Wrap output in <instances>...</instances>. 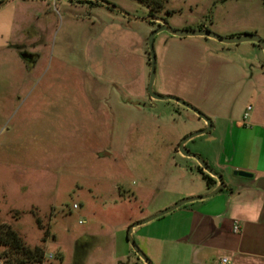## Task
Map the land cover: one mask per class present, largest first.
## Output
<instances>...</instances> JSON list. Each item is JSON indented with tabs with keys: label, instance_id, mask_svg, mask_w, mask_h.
<instances>
[{
	"label": "rangeland",
	"instance_id": "1",
	"mask_svg": "<svg viewBox=\"0 0 264 264\" xmlns=\"http://www.w3.org/2000/svg\"><path fill=\"white\" fill-rule=\"evenodd\" d=\"M105 1L134 18L150 17V10L135 0ZM263 2L166 0L157 18L173 29L205 24L223 38L256 35L264 40ZM93 7L74 0H0V223L12 225L27 246H43V264H74L81 236L105 245L129 219L138 223L163 208L189 177L172 165L184 167L180 144L203 124L172 100L153 99L146 107L126 103L135 97L123 86V73L108 62L111 14ZM125 21L137 31L157 26ZM183 39L169 44L171 60L163 75L167 89L155 82L154 93L184 101L222 130L227 118L242 119L248 106L264 110L260 45ZM164 89L177 95L159 92ZM203 96L208 103L198 102ZM221 140V132L211 131L185 148L219 174L207 160L219 157ZM173 212L142 227L160 225ZM111 247L94 251L90 261H111L116 252ZM134 253L132 259H142ZM122 262L128 259L115 263Z\"/></svg>",
	"mask_w": 264,
	"mask_h": 264
},
{
	"label": "crops",
	"instance_id": "2",
	"mask_svg": "<svg viewBox=\"0 0 264 264\" xmlns=\"http://www.w3.org/2000/svg\"><path fill=\"white\" fill-rule=\"evenodd\" d=\"M93 8L96 13H100L102 10V7ZM108 12L107 14H111L108 17L112 19L111 26L107 29L112 37V40L109 41L108 62L121 75L123 73L122 76L126 79L123 86L129 89L130 94L135 97L126 103L131 106L146 107L154 99L148 92L151 75V55L148 41L160 23L155 21L158 24L156 27L137 31L129 21H125L132 19L124 15L121 16L126 19L118 17L110 13L111 11ZM197 25L202 28L193 27L189 23L173 27L182 30H210L205 24ZM168 36L161 32L154 41V44L158 43L155 82L156 84L160 83V86L165 89H167L163 78L167 68L165 62L167 59L171 60L168 46L170 43L183 42L182 40H184L171 34ZM199 42L208 45L204 41ZM211 53L222 58L218 56L219 52L212 50ZM165 89L159 90V92L165 95H177L173 89L167 91ZM208 100V96H203L198 102L200 104L208 103ZM251 112L253 113L249 115L247 121H244V116L242 119L241 117L227 118L226 128L223 130L222 128L218 129V123L213 126L212 131L221 132L222 145L219 157L213 161L210 159L207 161L223 177L224 189L214 197L196 200L179 207L165 217L166 219L160 225H146L147 227H142L145 226L142 225L133 229L132 237L139 248L152 259V264H224L223 259H228V264H264V210L261 211L260 217L255 223L243 218L234 221L229 215L233 210L235 198L244 202H260L264 205V110L254 112L252 109ZM196 116L198 115L196 114ZM207 126V122L203 120L200 129H206ZM178 147L179 144L175 148L177 152ZM179 156L184 160V167L175 161L172 165L187 172L189 177L182 185L183 189L165 203L163 208L149 214V217L173 207L176 203L208 195L220 184L215 178L217 185L209 189L198 173L199 162L193 158L196 161L192 163L190 160L193 159L189 160L184 155ZM236 170L250 172L254 177L252 179L238 177L234 175ZM134 224L135 221L129 219L126 228L121 230V233L119 232L120 234L114 237L113 241L105 245H92L88 240L90 237L81 236L78 239L79 245L74 246L76 249L74 250L73 263L90 264L92 262L90 257L94 251L107 249L112 245L116 248L114 259L107 263L102 262V264H116L117 261H127V259L128 262H122V264H132V262L146 264L143 259L138 257L132 259V254L135 251L128 241V236ZM236 224L241 227L238 233L234 231ZM148 227L149 229H143Z\"/></svg>",
	"mask_w": 264,
	"mask_h": 264
},
{
	"label": "water",
	"instance_id": "3",
	"mask_svg": "<svg viewBox=\"0 0 264 264\" xmlns=\"http://www.w3.org/2000/svg\"><path fill=\"white\" fill-rule=\"evenodd\" d=\"M95 2H100L103 5H105L106 7H109L115 11H118L120 13H122L124 16H126L129 19L132 20H137V21H157L160 23V26L150 35L149 38V51H150V55H151V75H150V83H149V87H148V92L150 94V96L154 99L157 100H172L175 101L179 104H181L182 106L192 110L193 112H195L201 119L205 120L208 124L206 129H203L201 131H198L197 133H194L188 137H186L182 143L180 144L179 150L180 152L186 156V157H191L196 159L200 166L204 169L205 172H207L209 175L213 176L214 178H217L219 181V186L210 194L205 195V196H201V197H197V198H192V199H188L185 201H182L180 203H177L176 205H174L173 207L157 214L154 215L146 220L140 221L138 223H135L131 229H130V233L128 236V241L131 244L133 250L147 263V264H151L148 259L145 257V255L143 254V252L139 249V247L137 246L135 240L132 237V231L134 228L138 227V226H142L145 225L155 219H158L162 216H165L166 214H169L170 212L175 211L176 209H178L179 207L194 202L196 200H203V199H208L211 197H214L215 195H217L222 189L225 188V184L223 181V177L219 174H217L214 170H212L209 165L203 161L199 156L190 153L188 150H186L185 146L186 144L190 141L195 139L196 137L202 136V135H206L209 134L212 129H213V123L212 121L205 116L203 113H201L199 110L195 109L193 106L185 103L184 101L175 98V97H171V96H161L158 95L156 93H154L153 91V86H154V82H155V76H156V54H155V48H154V41H155V37L161 33V32H167L173 36L176 37H180V38H186V37H207V38H212L214 40H217L221 43H225V44H240L243 42H253L256 43L258 45H260V47L262 48V50L264 51V40L261 39L260 37L256 36V35H244L238 38H223L220 37L212 32H210L209 30H205V29H201V30H177V29H173L169 26V24L160 18H156V17H148V18H144V19H138V18H134L132 16H130L128 13H126L125 11H123L121 8L117 7L116 5L110 4L109 2L105 1V0H92ZM6 3V1L4 2ZM234 175L241 177V178H247V179H252L254 177V175L250 172L247 171H243V170H236L234 172Z\"/></svg>",
	"mask_w": 264,
	"mask_h": 264
},
{
	"label": "trees",
	"instance_id": "4",
	"mask_svg": "<svg viewBox=\"0 0 264 264\" xmlns=\"http://www.w3.org/2000/svg\"><path fill=\"white\" fill-rule=\"evenodd\" d=\"M135 1L150 10V17L156 18L158 17V13L164 9L166 2V0ZM77 2L81 4L88 3L94 7L106 8L111 12H118L106 7L100 2L91 0H80ZM151 22L153 24H157L155 21ZM198 173L201 175L203 181L206 183L209 189L217 185L216 179L206 173L200 166L198 167ZM43 242L46 243L47 239H43ZM0 248H3L2 253H0V260L3 262V264H43L45 261V248L43 246H36L33 248L27 246L19 233L13 228L12 225L8 223H0Z\"/></svg>",
	"mask_w": 264,
	"mask_h": 264
},
{
	"label": "clouds",
	"instance_id": "5",
	"mask_svg": "<svg viewBox=\"0 0 264 264\" xmlns=\"http://www.w3.org/2000/svg\"><path fill=\"white\" fill-rule=\"evenodd\" d=\"M262 210H264V205L260 202H244L235 198L233 200V210L229 215L234 221L243 218L255 223L259 219Z\"/></svg>",
	"mask_w": 264,
	"mask_h": 264
},
{
	"label": "built area",
	"instance_id": "6",
	"mask_svg": "<svg viewBox=\"0 0 264 264\" xmlns=\"http://www.w3.org/2000/svg\"><path fill=\"white\" fill-rule=\"evenodd\" d=\"M252 107L251 106H249L248 108H247V111H246V113H245V115H244V121H247L248 119H249V115H250V112L252 111ZM74 208L75 209H77L78 207H77V205H74ZM234 231L236 232V233H238V232H240V230H241V227H240V225L239 224H236L235 225V227H234ZM223 263L224 264H228L229 263V261H228V259H223Z\"/></svg>",
	"mask_w": 264,
	"mask_h": 264
},
{
	"label": "flooded vegetation",
	"instance_id": "7",
	"mask_svg": "<svg viewBox=\"0 0 264 264\" xmlns=\"http://www.w3.org/2000/svg\"><path fill=\"white\" fill-rule=\"evenodd\" d=\"M74 1H80V0H74Z\"/></svg>",
	"mask_w": 264,
	"mask_h": 264
}]
</instances>
